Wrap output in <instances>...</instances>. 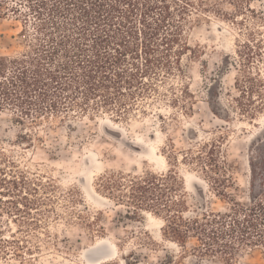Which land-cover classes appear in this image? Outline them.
Instances as JSON below:
<instances>
[{
  "label": "rangeland",
  "instance_id": "obj_1",
  "mask_svg": "<svg viewBox=\"0 0 264 264\" xmlns=\"http://www.w3.org/2000/svg\"><path fill=\"white\" fill-rule=\"evenodd\" d=\"M150 1L158 4L156 9L149 13L139 7L129 21L142 29L139 22L147 13V31L152 32L164 12L162 34L181 27L190 48L181 59L184 76L174 74L157 84L168 100L170 87L180 97L181 85H187L192 108H171L152 93L146 100L136 98V107L120 120L103 110L83 114L69 108L34 122L33 112L24 116L20 103L0 97V176L5 180L0 230L8 241L0 242L5 251L0 264H226L217 254L200 256L197 248L204 246L193 234L183 247L163 239V220L146 210L140 217L129 214L132 209L118 201V191L99 185L110 175L165 174L175 168L183 181L185 217L202 223L205 211L224 214L230 207L215 194L213 174L204 170L207 156L201 149L206 145L208 152L213 145L221 168L214 177L230 176L227 194L248 204L249 158L264 141V110L250 119L231 100L238 97L234 84L242 72L239 45L255 47L258 40L264 45V0H244L255 16L236 14L226 0H202L203 10L185 6V0ZM1 2L9 11L27 13L19 0ZM6 14L0 9V56L12 58L25 50L26 37L20 35L22 17ZM33 28L28 25L27 37ZM256 64L264 80V60ZM121 189L128 193L125 186ZM227 264H264V252L239 247Z\"/></svg>",
  "mask_w": 264,
  "mask_h": 264
},
{
  "label": "trees",
  "instance_id": "obj_2",
  "mask_svg": "<svg viewBox=\"0 0 264 264\" xmlns=\"http://www.w3.org/2000/svg\"><path fill=\"white\" fill-rule=\"evenodd\" d=\"M19 1L25 3L27 13L16 8L10 11L23 19L24 29L20 35L26 37V48L19 56H0V97L5 99L3 101L20 103L22 115L32 116L33 112V121L37 122L40 115L70 108L83 114L103 110L120 120L136 107V98L146 100L152 93H157V100L167 102L171 108L181 107L185 111L192 108L193 104L188 102L193 101V95L187 85H181L180 97L170 87L173 96L168 100L167 94L159 93L157 84H164L174 74L184 76L181 59L190 48L186 40L183 41L181 27L173 26L174 29L162 34L164 12L157 16L152 32L147 31V13L139 22L142 29L129 21L139 7L150 13L158 4L150 0ZM226 1L236 14L256 15L250 3L244 0ZM185 4L205 9L202 0H185ZM0 9L6 14L3 2ZM10 11L7 10V14ZM30 24L35 32L27 37L26 28ZM248 37L254 40L255 34L250 32ZM139 47L144 55L140 64L137 61L141 56ZM238 56L237 66L242 72L234 84L238 97L231 101L235 109L253 119L264 110V80L256 64L264 60L262 40H258L255 47L243 42ZM77 98L80 101H76ZM67 100L72 101L69 106ZM211 112L215 115L213 110ZM207 147L204 145L201 149L207 156L204 170L213 174L209 178L215 194L227 200L230 207L224 214L205 211L202 223L197 218L185 217L183 181L175 168L165 174L110 175L103 177L99 187L111 193L118 191V201L132 209L129 214L140 217L146 210L163 220V239L183 247L186 239L195 235L204 246L197 248L200 256L217 254L227 264L239 247L264 252V141L254 146L249 158L248 204L227 194L226 187L232 184L230 176L214 177L221 168L215 159V146L211 145L206 152ZM107 178L116 179L107 181ZM4 182L0 176V188ZM123 186L128 189L127 194H122ZM172 193L177 195L174 199ZM1 212L0 208V219L3 218ZM0 242L8 243L1 230ZM0 252L5 255V251Z\"/></svg>",
  "mask_w": 264,
  "mask_h": 264
}]
</instances>
